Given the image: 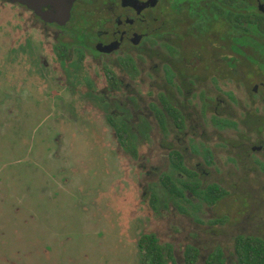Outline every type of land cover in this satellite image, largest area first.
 Here are the masks:
<instances>
[{
    "label": "flooded vegetation",
    "instance_id": "flooded-vegetation-1",
    "mask_svg": "<svg viewBox=\"0 0 264 264\" xmlns=\"http://www.w3.org/2000/svg\"><path fill=\"white\" fill-rule=\"evenodd\" d=\"M0 122V198L9 217L24 216L11 231L0 215V241L35 217L28 201L58 202L71 184L46 163L61 161L69 142L99 137L134 172L158 171L152 192L208 211L242 200L261 230L235 239L264 244V0H0ZM194 223L201 239L213 236L212 224ZM235 239L230 259L221 247L207 256L221 249L237 264Z\"/></svg>",
    "mask_w": 264,
    "mask_h": 264
},
{
    "label": "rangeland",
    "instance_id": "rangeland-1",
    "mask_svg": "<svg viewBox=\"0 0 264 264\" xmlns=\"http://www.w3.org/2000/svg\"><path fill=\"white\" fill-rule=\"evenodd\" d=\"M3 123L0 122V148H5L2 129L6 123L4 126ZM105 140L108 143L99 137L69 142L61 161L55 159L52 165L50 161L46 163L49 176L64 168L71 184L63 193L56 191L58 202L44 199L40 206L35 205L36 201H28L27 209L36 210V214L28 226L20 227V235L11 231L24 221V216L21 221L9 217V207H5L8 205L0 198L2 220L12 227L8 238L0 241V264H9L8 258L15 261L13 264H140L137 240L145 233L157 234L164 247L175 250V264H182L188 245L200 248L203 257L221 247L230 259L237 235L260 233L261 222L247 215L242 200L236 204L230 199L208 211L206 206L199 209L200 206L194 203L173 201L162 187L152 192V185L160 182L158 171L147 168L145 171H151L152 177L134 172L127 156L119 152L110 139ZM146 147L141 150V159L147 165ZM162 156L161 152H155L152 158L155 169H163ZM218 179L228 186L232 177L220 174ZM236 180L233 182L239 183ZM254 181L256 184L252 186L257 188V180ZM242 189L245 199L251 198L257 203L255 194L249 193L245 186ZM153 196L157 197L156 201ZM173 204L190 215L186 216ZM227 214L228 224L225 221ZM195 219L212 224L213 236L202 239L197 236ZM202 261L198 264H203Z\"/></svg>",
    "mask_w": 264,
    "mask_h": 264
},
{
    "label": "trees",
    "instance_id": "trees-1",
    "mask_svg": "<svg viewBox=\"0 0 264 264\" xmlns=\"http://www.w3.org/2000/svg\"><path fill=\"white\" fill-rule=\"evenodd\" d=\"M126 147V142L123 141ZM171 191H175L172 184ZM139 256L142 264H168L174 261L171 250L166 251L155 234H143L138 240ZM221 249L207 256L205 264H225ZM198 251L189 247L185 253L183 264H196ZM235 262L237 264H264V244L258 238L237 237L235 239Z\"/></svg>",
    "mask_w": 264,
    "mask_h": 264
}]
</instances>
